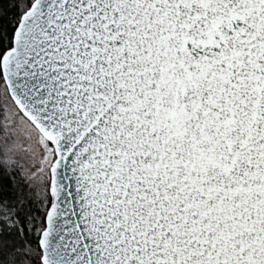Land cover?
Returning <instances> with one entry per match:
<instances>
[{
	"label": "snow or ice",
	"instance_id": "1",
	"mask_svg": "<svg viewBox=\"0 0 264 264\" xmlns=\"http://www.w3.org/2000/svg\"><path fill=\"white\" fill-rule=\"evenodd\" d=\"M0 264H264V0H0Z\"/></svg>",
	"mask_w": 264,
	"mask_h": 264
}]
</instances>
